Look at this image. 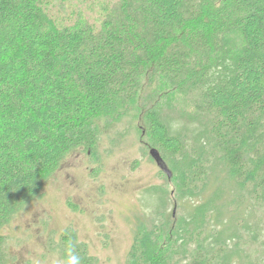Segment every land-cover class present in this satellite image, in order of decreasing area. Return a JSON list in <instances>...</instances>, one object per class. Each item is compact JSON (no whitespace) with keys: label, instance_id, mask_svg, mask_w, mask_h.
I'll list each match as a JSON object with an SVG mask.
<instances>
[{"label":"trees","instance_id":"trees-1","mask_svg":"<svg viewBox=\"0 0 264 264\" xmlns=\"http://www.w3.org/2000/svg\"><path fill=\"white\" fill-rule=\"evenodd\" d=\"M73 2L96 20L62 14ZM148 73L183 101L143 115L177 184L144 190L126 264H254L241 245L264 251V0H0V264L4 226L66 153L95 152L97 120L133 110Z\"/></svg>","mask_w":264,"mask_h":264},{"label":"rangeland","instance_id":"rangeland-1","mask_svg":"<svg viewBox=\"0 0 264 264\" xmlns=\"http://www.w3.org/2000/svg\"><path fill=\"white\" fill-rule=\"evenodd\" d=\"M87 7L88 3L73 2L61 12L68 15L80 10L95 21L97 8ZM143 80L133 110L120 119L103 116L97 120L95 152L74 149L66 153L58 169L43 179L41 194L4 226L12 264H64L60 237L66 233L85 247L94 264H126L134 235L148 226L137 220L150 211L143 200L144 190L162 185L171 192L177 184L175 178H166L149 155L143 115L163 103L181 107L183 101L150 73ZM171 197L168 212L175 219L180 209ZM243 243L246 261H264L259 241L245 237Z\"/></svg>","mask_w":264,"mask_h":264},{"label":"water","instance_id":"water-1","mask_svg":"<svg viewBox=\"0 0 264 264\" xmlns=\"http://www.w3.org/2000/svg\"><path fill=\"white\" fill-rule=\"evenodd\" d=\"M149 154H150L151 158L155 161L158 168L161 171H163L167 175L168 178H170L171 173H170L169 169L166 167L164 161L159 156V153L155 149H151Z\"/></svg>","mask_w":264,"mask_h":264},{"label":"clouds","instance_id":"clouds-1","mask_svg":"<svg viewBox=\"0 0 264 264\" xmlns=\"http://www.w3.org/2000/svg\"><path fill=\"white\" fill-rule=\"evenodd\" d=\"M64 264H81L80 257L73 253L71 246L68 248Z\"/></svg>","mask_w":264,"mask_h":264}]
</instances>
